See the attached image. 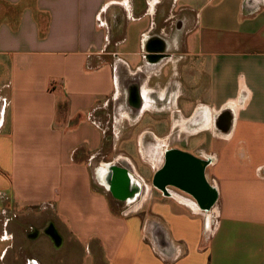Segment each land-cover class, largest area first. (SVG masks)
I'll return each mask as SVG.
<instances>
[{"label":"crops","instance_id":"obj_1","mask_svg":"<svg viewBox=\"0 0 264 264\" xmlns=\"http://www.w3.org/2000/svg\"><path fill=\"white\" fill-rule=\"evenodd\" d=\"M0 94V264H264V0H0ZM171 151L210 209L144 206Z\"/></svg>","mask_w":264,"mask_h":264},{"label":"water","instance_id":"obj_2","mask_svg":"<svg viewBox=\"0 0 264 264\" xmlns=\"http://www.w3.org/2000/svg\"><path fill=\"white\" fill-rule=\"evenodd\" d=\"M205 166V162L193 156L180 151H171L166 157L165 166L155 174L153 184L163 192L167 186H175L191 195L202 209H210L216 200V192L206 182ZM122 173L126 174L119 172ZM118 179V183L117 181L112 183V191L121 199L127 198L129 181Z\"/></svg>","mask_w":264,"mask_h":264},{"label":"rangeland","instance_id":"obj_3","mask_svg":"<svg viewBox=\"0 0 264 264\" xmlns=\"http://www.w3.org/2000/svg\"><path fill=\"white\" fill-rule=\"evenodd\" d=\"M4 94H6V92L4 91ZM0 95H2V94H0ZM137 136H129V135H125V136H123V135H121V136H114V135H108V138L109 139H114L113 141H114V147H116V149H115V151H113L112 153L115 155V156H117V155H121L122 154V152H124V150H125V152L127 153V154H132L131 153V151H128V150H126V149H123V142L124 141H126V142H130V139L131 138H133L132 140H131V143H134L135 142V138H136ZM205 137V135H199V136H197V137H194V140H193V137H189V135H182V136H180V138L179 137H177L176 135L175 136H172L168 141H167V143H169V144H171L172 146H175V147H184V148H186L187 149V147H189V148H191V151H193V152H195V147H198V146H200L201 144H202V142H204L203 141V138ZM183 139H185L186 141L185 142H187L188 140H190L191 142H192V140H193V142H192V144L194 145L193 146V148H192V144H191V142H188V144L189 145H184L183 143H184V141H182ZM206 142L204 143V144H207L208 142H209V140H205ZM165 143V142H164ZM109 144H113L112 143V141H110V143ZM191 144V145H190ZM203 144V145H204ZM202 145V146H203ZM113 146V145H112ZM149 147V146H148ZM122 149H123V151H122ZM146 156L147 155H150V157H148V158H146L145 160L146 161H152V160H155V162H158L157 163V165L159 164V167H160V164L162 163V160H161V157L160 156H154V155H151V153H147V152H145L144 153ZM130 156V155H129ZM131 158H134V159H137L136 157H134V156H132ZM108 159H111L110 157L108 158ZM122 162V164H126V161L125 160H122L121 161ZM158 167V168H159ZM148 168V170H145V172H144V174H141V173H139L140 174V179H142V180H144L143 182H144V186H146V187H143V189H142V193H144V196H145V192H148L149 193V197H148V199L146 200V201H144V206H148L149 204H150V201H152V199L154 198V195H155V193L157 192V190H156V188H155V186H154V184H153V177H154V172H155V169H152V168H150V167H147ZM158 193H156V195H157ZM146 197V196H145ZM153 197V198H152ZM151 198V199H150ZM143 200H144V198H143ZM145 208V207H144ZM147 210V209H146ZM215 217H216V215L215 214H213L212 215V220H214L215 219ZM88 251H86V253H87ZM86 253H85V248H83L80 252L79 251H77L74 255L76 256V258H77V260H78V258H81V259H84L85 258V255H86ZM7 262H8V260H7ZM69 264V263H68ZM75 264H79V263H75Z\"/></svg>","mask_w":264,"mask_h":264},{"label":"bare ground","instance_id":"obj_4","mask_svg":"<svg viewBox=\"0 0 264 264\" xmlns=\"http://www.w3.org/2000/svg\"><path fill=\"white\" fill-rule=\"evenodd\" d=\"M222 122V119H221ZM96 176V175H95ZM134 181V180H133ZM132 181L130 185V194H131V199H135L137 197V194L139 192L138 185ZM156 188V187H155ZM174 197H176L174 194H172ZM137 208V206H136ZM216 210V209H215ZM206 216V215H205ZM158 239V238H157Z\"/></svg>","mask_w":264,"mask_h":264},{"label":"flooded vegetation","instance_id":"obj_5","mask_svg":"<svg viewBox=\"0 0 264 264\" xmlns=\"http://www.w3.org/2000/svg\"><path fill=\"white\" fill-rule=\"evenodd\" d=\"M165 164H166V162H165ZM164 166H165V165H164ZM164 166H163V167H164ZM154 176H155V175H154ZM153 179H154V177H153ZM102 180H103L104 183H107V184H108V182H107V178H106V180H104V179H102ZM133 182H134V181H133ZM135 183H136V182H134V184H135ZM136 184L138 185V183H136ZM176 190H178V189H176ZM178 191L183 192L182 190H178ZM137 195H138V194H137ZM175 196H176L177 198H179L177 195H175ZM135 199H136V198H135ZM135 199H130V200H131V201H134ZM210 220H212L211 217H210L209 221H210ZM30 264H34V263H30Z\"/></svg>","mask_w":264,"mask_h":264},{"label":"built area","instance_id":"obj_6","mask_svg":"<svg viewBox=\"0 0 264 264\" xmlns=\"http://www.w3.org/2000/svg\"><path fill=\"white\" fill-rule=\"evenodd\" d=\"M165 191H166V189H165ZM167 192V191H166Z\"/></svg>","mask_w":264,"mask_h":264}]
</instances>
